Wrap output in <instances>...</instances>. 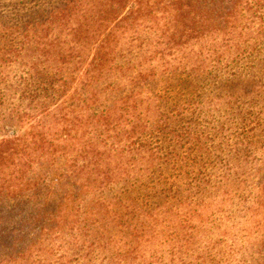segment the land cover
I'll list each match as a JSON object with an SVG mask.
<instances>
[{
	"label": "trees",
	"instance_id": "obj_1",
	"mask_svg": "<svg viewBox=\"0 0 264 264\" xmlns=\"http://www.w3.org/2000/svg\"><path fill=\"white\" fill-rule=\"evenodd\" d=\"M25 1L0 264H264V0Z\"/></svg>",
	"mask_w": 264,
	"mask_h": 264
},
{
	"label": "rangeland",
	"instance_id": "obj_2",
	"mask_svg": "<svg viewBox=\"0 0 264 264\" xmlns=\"http://www.w3.org/2000/svg\"><path fill=\"white\" fill-rule=\"evenodd\" d=\"M17 0H0V23H12V19L10 18L11 15H13V12L17 9L14 7V3H16ZM27 5H29V0L25 1ZM18 6V5H17ZM26 14L19 15L16 18V21L22 20L25 17H29V6L25 10ZM2 12V13H1ZM7 16L8 18H5L3 16ZM21 16V17H20Z\"/></svg>",
	"mask_w": 264,
	"mask_h": 264
}]
</instances>
